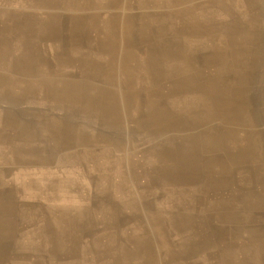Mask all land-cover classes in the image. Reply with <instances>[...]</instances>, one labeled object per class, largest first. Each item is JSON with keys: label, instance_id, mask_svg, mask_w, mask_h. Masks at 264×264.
Segmentation results:
<instances>
[{"label": "crops", "instance_id": "1", "mask_svg": "<svg viewBox=\"0 0 264 264\" xmlns=\"http://www.w3.org/2000/svg\"><path fill=\"white\" fill-rule=\"evenodd\" d=\"M0 264H264V0H0Z\"/></svg>", "mask_w": 264, "mask_h": 264}, {"label": "bare ground", "instance_id": "2", "mask_svg": "<svg viewBox=\"0 0 264 264\" xmlns=\"http://www.w3.org/2000/svg\"><path fill=\"white\" fill-rule=\"evenodd\" d=\"M116 110V109H115Z\"/></svg>", "mask_w": 264, "mask_h": 264}]
</instances>
